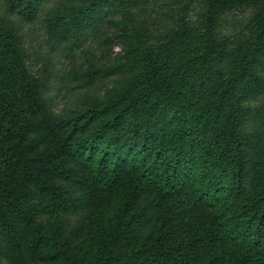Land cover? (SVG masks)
<instances>
[{"label": "trees", "instance_id": "obj_1", "mask_svg": "<svg viewBox=\"0 0 264 264\" xmlns=\"http://www.w3.org/2000/svg\"><path fill=\"white\" fill-rule=\"evenodd\" d=\"M46 1L5 0L6 12L32 23ZM126 1L77 0L68 22L47 20L65 40L120 15L125 83L60 119L0 21V253L19 245L16 218L43 264H264V155L249 127L263 117L249 102L264 95V0H203L199 22L162 45H147ZM253 8L229 50L222 16ZM112 193L109 224L78 253L66 217Z\"/></svg>", "mask_w": 264, "mask_h": 264}, {"label": "rangeland", "instance_id": "obj_2", "mask_svg": "<svg viewBox=\"0 0 264 264\" xmlns=\"http://www.w3.org/2000/svg\"><path fill=\"white\" fill-rule=\"evenodd\" d=\"M203 3V0H127L124 6H128L127 10L131 13L130 22L142 29L147 45L160 42L162 45L166 36L180 27L183 19L190 26L199 22ZM77 5V0H47L34 22L27 23L15 16H9L5 0H0V21L6 19L14 33L18 34L26 71L38 86H42L48 105L58 119L105 100L108 92L125 83L124 76L116 70L122 62L119 58L122 51L114 39L115 32L110 23V20L120 18L118 13L110 14L107 22H101L100 25L78 32L74 37L65 40L60 34L56 36L49 33L47 20L54 17L60 20L65 17L69 6ZM258 9L232 11L222 16L224 23L218 39H225L229 50H236L237 44L238 47L245 44L242 43L243 38L250 22H253L259 12ZM69 20L70 16L65 17V22ZM249 106L253 112L260 111V116H263L260 121L251 122L249 125L252 130L261 134L262 141L253 144V147L262 156L264 95L251 99ZM251 176L252 174L249 178ZM118 200V195L112 193L104 197L102 203L66 217L69 229L78 226V240L75 241L78 253L90 248L88 245L93 240L92 233L101 232L109 224ZM16 220L14 218L19 245L13 251H2L0 264H43L36 262L27 248L26 241L30 230Z\"/></svg>", "mask_w": 264, "mask_h": 264}]
</instances>
